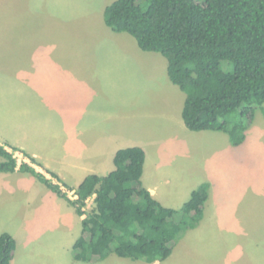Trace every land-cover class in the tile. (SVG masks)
I'll return each mask as SVG.
<instances>
[{
	"label": "rangeland",
	"instance_id": "374dc122",
	"mask_svg": "<svg viewBox=\"0 0 264 264\" xmlns=\"http://www.w3.org/2000/svg\"><path fill=\"white\" fill-rule=\"evenodd\" d=\"M65 1L68 10L70 5L80 7L76 16L71 18ZM106 1L62 0L60 7H55L53 0H0V143L14 153L19 164L27 161L40 172L47 171L41 163L76 172L64 174L67 183L77 186L94 169L106 174L114 168L117 144L111 145V142L115 137L127 139L137 133L135 136L140 139L137 141H141L138 145H148L149 155L154 156L162 169L174 166L190 169L198 161V181L216 178L218 194L214 196L219 217L215 223L209 224V220L205 223L213 231L200 235L199 231L188 233L189 237L181 240L173 256L162 264H264L262 109L256 110L254 121L246 131V140L239 146L223 144L225 137L217 140L212 134L214 131H191L184 123L183 127L173 123L169 111L171 108L180 111L183 121L186 94L170 80L166 57L142 50L126 32L118 33L119 37L130 36L136 49L121 42L104 41L93 25L97 24L96 19L92 24L86 10L94 5L102 6ZM77 35L89 39L77 41L75 45L72 37ZM87 43L88 49L84 46ZM71 47L72 50L76 47L78 54L87 49L88 54L97 57L96 66L90 60L81 59L79 72L87 71L88 63H92V78L95 80L97 73L100 76L99 86L94 85V90L85 94V104H91L102 116L95 113L75 128L76 137L71 130L61 135L67 140L57 142L58 125L54 121H60L56 111L61 110L55 108V103L61 94L48 89L53 88L52 79L48 86L45 78L36 74L54 69L46 65L54 57L68 55L66 52ZM66 80L62 77L58 87L67 86ZM46 104L50 109H45ZM92 135L99 138L93 146L85 138ZM132 144L126 140L118 145ZM24 152L37 156V163ZM52 155L59 160L53 162ZM59 155L66 156L69 164L60 163L63 158ZM76 162L81 164L79 168ZM31 180L30 174L0 173V233L11 231L16 236L17 264H149L144 258L134 260L116 254L95 263L75 260L73 247L82 229L80 216L73 207L65 206L71 211L60 209L58 202L52 200L55 195L50 190L48 200L43 201L45 186L41 184L37 188L33 185L36 181L28 182ZM37 189L38 195H34ZM63 190L70 198H76L74 191L66 187ZM27 194L29 200L21 204ZM181 203V200L172 201L167 207ZM93 206L91 198L86 209Z\"/></svg>",
	"mask_w": 264,
	"mask_h": 264
},
{
	"label": "trees",
	"instance_id": "16d2710c",
	"mask_svg": "<svg viewBox=\"0 0 264 264\" xmlns=\"http://www.w3.org/2000/svg\"><path fill=\"white\" fill-rule=\"evenodd\" d=\"M104 19L115 31L131 34L142 50L166 57L170 80L186 94L182 117L189 130L222 131L233 146L244 143L256 110L264 113V0H115ZM145 161L141 146L119 149L114 169L85 176L70 188L72 199L0 143V173L32 174L84 216L73 256L89 263L111 254L166 260L181 234L204 218L209 182L197 186L181 208L167 207L143 185ZM91 198L94 206L87 210ZM16 248V238L1 233L0 264H11Z\"/></svg>",
	"mask_w": 264,
	"mask_h": 264
},
{
	"label": "crops",
	"instance_id": "0c3cea01",
	"mask_svg": "<svg viewBox=\"0 0 264 264\" xmlns=\"http://www.w3.org/2000/svg\"><path fill=\"white\" fill-rule=\"evenodd\" d=\"M53 1L55 4H57V5H55V7H58V6L60 7L62 0H53ZM113 1H115V0H108L102 6L94 5L92 7H89L86 10V12L89 13L90 18L92 19L91 20L92 24H93V20L96 19L97 24H93V25L98 30V32L103 36L104 41L110 40L111 43H113V44H118L121 42V43H124L125 46H127L128 48L132 47V49H136L137 46L130 36H126V37L123 36L122 38H120L118 33H121V32L115 31L113 28L108 26L105 22V19H104L105 9ZM71 2L72 1H70V3ZM64 3H65V8H66L67 2L65 1ZM69 8H71V9L68 10L66 8V10L69 11V13L71 14V18H72L73 16H76L77 10L80 7H78V5H70ZM88 39H89L88 36L87 37H81L80 35H77L76 37H72V42L76 45L77 41L87 42ZM98 41H99V43L101 42L100 40H98ZM84 46L87 47V49H88L89 43L85 44ZM86 50L84 53L78 54L76 51V47L73 50L71 47L70 51L66 52V53H68V55L61 56L59 58L54 57L50 61V65L45 64L46 66H48V68H54V69H49V70L44 71V72L37 71V74H36V76H38V77L41 76V77L45 78L44 79L45 84L48 86H49V79L50 80L52 79L51 80L52 85H50V86H53V88L48 87V89L50 91H53V92L59 91L61 94L55 103V108L61 110L59 112L56 111V114L59 116L60 121H57V120L54 121V124H56L55 126L58 125L57 131H56V132H58V134L55 137V140L57 142H60L61 140H64V141L67 140L66 138H64L61 135L65 136L64 133L68 134L71 132V130H72V134L75 135L76 134L75 128L81 124H84V122H86L89 118H91L95 113L99 116H102L92 108L91 104H89V103L85 104L86 95L90 94L91 91L94 90V88H93L94 85L99 86L97 84V82H98V78L100 77L97 73L95 80L92 78L93 72H91L90 70L94 69L93 64H92L93 62L96 66L97 57H95L94 54H92V55L88 54L86 52ZM91 58H93V60ZM56 59H59V60H57V62H56ZM81 59L87 60V61L90 60L92 62V63H88V70L87 71L79 72V68L81 66V64H80ZM52 61H53V64H52ZM167 68H168V64H167ZM32 73L33 72H29L30 75ZM94 73H96V72H94ZM62 77L67 78V80H66L67 86H65L64 88H62L60 86L58 87L59 83H57L59 80H62ZM88 79H90V80H88ZM46 87L47 86H45V88ZM56 88H59V90H56ZM83 91H84V93H80ZM102 91H101V93H102ZM89 107L92 108L93 110L90 109ZM45 109H50V106L46 104ZM182 110H183V108H182ZM169 113H170L169 116L173 120V123L175 122L178 125H181L183 127L182 123H184V120L183 121L181 120L180 111L175 112V111H173V108H171ZM167 116H168V114H167ZM184 125H185V123H184ZM185 127H186V125H185ZM208 131H212V130H208ZM212 134H213L214 138L216 137L217 140L221 139V141L225 137L224 139H226V141H224L223 144L230 143L228 135L225 134L224 132L214 131ZM135 135H137V133H134L132 138L129 137L127 139H124V137H121V136L115 137V139L112 140V142H111V145L117 144V145H115L116 149H114L115 150L114 155L119 149L131 147V146H141L145 149L146 161H145V166H144L142 182H143L144 187H146L152 193V195L156 199H158L163 205L170 206V205H168L170 202L181 200L183 202V203H181V205L180 204L173 205L172 208H175V206H183V204L190 198L192 191L197 186H199L202 182H209V184L211 186L210 198L207 201L208 205L205 209L204 218L202 219V221L200 222V224L197 227L192 228V229H188L181 234L180 238L177 241L176 248H178V244L180 243L181 240H183L186 237H189L188 233H192L193 231L194 232L199 231L198 235H200V234H207V233L212 232L213 230L209 229V226L206 227L205 223H207L208 220L210 221L209 224H211L213 221L215 223L219 217L218 216V214H219L218 213V203H217L216 196H214V193H217L216 192V189H217L216 188V178H213L211 181L210 180L205 181L204 179H201L200 181H198V179H199L198 172H197V171H199V168L197 167L198 161H194L196 166L193 168L191 167L190 169L188 167H182V166L169 167L166 170L162 169V166L158 165L157 161L154 159V156L149 155V152L146 149L148 147V145H146V146L145 145H138L139 142H141V141H137L140 139L137 138L138 136H135ZM75 137H76V135H75ZM85 138H86V140L89 139V141L93 142L92 146L94 145L95 140H99V138L98 139L94 138L93 135H92V137L86 136ZM126 140L133 143V144L126 146V147H121L118 145L122 142H125ZM19 146L21 148H24L26 145H19ZM227 146L229 147V145H227ZM110 148H112V147H109V149ZM39 151H40V149L37 150V152H39ZM104 153L105 152L101 153V155L98 154V157L99 156L102 157ZM28 155L37 159V156H35L34 154H32L30 152H28ZM114 155H113V159H114ZM59 156H62V155H59ZM86 156L89 157L88 154H86ZM91 157H93V154L91 155ZM51 158H53V162H55L58 159L57 157H55L53 155L51 156ZM62 158L63 159L61 160L60 163L63 162L66 165H68L69 163L67 161V157L63 155ZM94 158H95V156H94ZM41 164L47 170L53 171L58 175L60 180L57 178H53V177L51 178V174H49L47 171H44V170L42 171L48 178L53 180V182H55V183L58 182L59 184H61L62 188L63 187H66L69 189L74 188V190H75L79 186V184L81 183L80 182L77 186H72V185H70V183H67L68 180H66V176L64 173H70V174L76 173V172L71 171L70 169H64L63 171H61V170H57V169H55L49 165H46L47 163L46 164L41 163ZM76 164H77L78 168L80 167L79 165H81V164H78L77 162H76ZM197 168H198V170H197ZM113 169H111L110 171H112ZM100 172H105V171H101L98 169H94L92 171V173H97V174H99ZM13 173H15L17 175H20L21 173L30 174L27 172H20V171H16ZM108 173H106V174H108ZM106 174H100V175H106ZM30 175L32 177V180L28 181V182L36 181L37 184L33 183V185L36 186L37 188L39 187L38 185H41V184H43L45 186V190L42 191L41 197H42L43 201H46V199L48 200L49 194L47 193V191H49V190L52 191V190L49 189L44 183H42L37 177L33 176L32 174H30ZM39 189H42V188H39ZM39 189H37V192H35L34 195L35 194L38 195ZM53 193L55 196L52 198V200L56 204L58 202V205L61 206L60 209L62 208V209H66L69 211H71L70 210L71 207H73L75 209V207L72 206L66 199L60 197L55 192H53ZM22 200H23L22 202L20 201L21 204H26V202L29 200L28 194L23 196ZM211 204H212V207L209 206ZM65 206L69 207L70 209H67ZM75 211H76V209H75ZM76 213H77V211H76ZM80 219L82 220L83 217L80 216ZM205 228H208V229H205ZM10 232L11 231H9V233ZM80 234H81V232L78 234L77 238L79 237ZM187 234H188V236H186ZM77 238H76V240H77ZM76 240H75V242H76ZM73 244H74V242H73ZM18 256H19V244H17L15 255H14L13 260L11 261V264H17L16 259ZM172 256H173V253L171 254L170 257H172ZM169 258H167L166 260H168ZM162 263H163V261L149 262V264H162Z\"/></svg>",
	"mask_w": 264,
	"mask_h": 264
}]
</instances>
